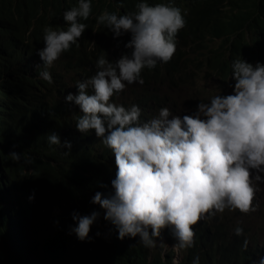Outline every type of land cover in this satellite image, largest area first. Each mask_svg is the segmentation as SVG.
Here are the masks:
<instances>
[{"label": "clouds", "instance_id": "9594fccd", "mask_svg": "<svg viewBox=\"0 0 264 264\" xmlns=\"http://www.w3.org/2000/svg\"><path fill=\"white\" fill-rule=\"evenodd\" d=\"M26 4L35 10L30 23L0 18V116L24 123L32 103L43 114L60 111L95 146L120 141L108 159L118 170L111 193L128 191L124 198L144 226L145 216H157L158 228L169 222L167 229L186 230L182 244L158 237L152 253L172 249L178 264L200 225L219 222L228 244L260 247L264 264L258 220L250 216L262 214L264 225V0H0V9ZM140 135L153 171L129 175L138 163L124 155ZM235 163L257 165L261 184L243 181L225 213L219 193L236 176L223 168ZM8 180L0 168V264L32 255L57 264L47 245L65 209L60 195L54 204L45 200L57 184L39 199L21 193L13 202ZM139 190L149 195L141 203ZM188 191L195 195L185 200ZM73 204L80 214L81 196ZM100 242L69 241L63 264L97 254ZM219 257L216 248L202 262L220 264Z\"/></svg>", "mask_w": 264, "mask_h": 264}, {"label": "trees", "instance_id": "16d2710c", "mask_svg": "<svg viewBox=\"0 0 264 264\" xmlns=\"http://www.w3.org/2000/svg\"><path fill=\"white\" fill-rule=\"evenodd\" d=\"M0 18L30 23L35 18V10L27 4L15 10L1 8ZM64 127L65 135L61 133ZM67 139L71 141L70 145ZM142 139L141 135L136 137L124 155L133 154L137 159L138 164H131L129 175L138 174L140 170L153 171L146 170L151 159L147 152L140 150ZM119 142L110 143L106 149L95 146L92 139L81 137L70 124H64L60 111L47 108L43 114V111L34 109L32 103L24 123L13 124L12 120L0 116V168L6 169L9 176L4 188L11 201H16L21 193H30L39 199L45 189L57 184V189H52L51 195L45 198L47 204H54L60 195L65 209L57 217L59 223L49 234L47 245L50 249L55 247L57 264H63L65 246L69 247V241L87 239L101 242L97 254L86 257V260L80 256V264H174V250L164 253L162 247L152 253L151 245L163 234L171 243L182 244L185 227L167 229L169 222H166L158 228L156 221L161 218L157 216L154 220L145 216L149 224L144 226L139 221L141 211L129 207V201L124 198L128 191L120 193L121 189L111 193L118 170L109 165L108 159L111 149H115ZM53 164L61 165L55 168ZM31 167L34 171L26 172V168ZM134 187L139 189L136 185ZM142 191L139 190L137 203L149 198L148 192ZM3 194V185L0 184V199ZM80 196V214L77 215L72 211L73 203ZM224 231L225 225L219 222L214 228L213 224L202 223L196 241L184 252L178 264H203L206 256L216 248L220 264H262L258 259L262 251L260 247L241 248L240 244H228L224 240ZM107 237L119 239L112 244L102 242ZM23 264L51 263L32 255Z\"/></svg>", "mask_w": 264, "mask_h": 264}, {"label": "rangeland", "instance_id": "374dc122", "mask_svg": "<svg viewBox=\"0 0 264 264\" xmlns=\"http://www.w3.org/2000/svg\"><path fill=\"white\" fill-rule=\"evenodd\" d=\"M229 166L230 165L228 164V166L223 168V171L225 172L224 176L230 173V176H236V180L235 182L229 183L226 187L222 186L223 188L221 189L218 197L220 209L225 213L232 208L233 201L231 196L237 192V186L242 184L243 181L253 186H259L261 184V178H258L260 174L259 167L257 165L246 166L245 163H235V167L228 170ZM262 167L264 169V166ZM213 176L215 178V172L213 173ZM182 194L185 200H188L195 195L193 191L183 192ZM258 194L261 199H264V190L259 191ZM250 212V216L255 217L258 220L257 234L260 237L259 240L264 243V225L260 221L262 214L254 213L252 211ZM54 216L55 214L50 218V220H52ZM159 244L163 245L165 244V241L161 240Z\"/></svg>", "mask_w": 264, "mask_h": 264}, {"label": "bare ground", "instance_id": "6f19581e", "mask_svg": "<svg viewBox=\"0 0 264 264\" xmlns=\"http://www.w3.org/2000/svg\"><path fill=\"white\" fill-rule=\"evenodd\" d=\"M221 192V191H220ZM124 217V216H123Z\"/></svg>", "mask_w": 264, "mask_h": 264}]
</instances>
